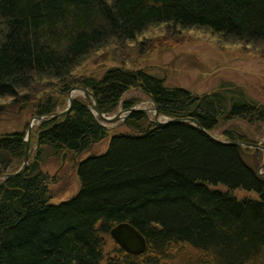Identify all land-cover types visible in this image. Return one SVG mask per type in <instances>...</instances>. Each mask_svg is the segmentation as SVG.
<instances>
[{
	"label": "trees",
	"instance_id": "obj_1",
	"mask_svg": "<svg viewBox=\"0 0 264 264\" xmlns=\"http://www.w3.org/2000/svg\"><path fill=\"white\" fill-rule=\"evenodd\" d=\"M156 24L264 50V0H0V102L26 106L39 94L33 111L47 117L32 136L36 154L26 169L0 184V264H264V176L242 147L190 122L156 124L132 111L124 122L130 133L76 162L79 192L50 202L45 157L75 159L108 135L83 97L53 116L75 84L103 115L131 108L137 100L125 95L139 90L168 120L190 117L210 133L234 119L264 129V103L233 84L197 96L141 68L79 73L98 52L136 43ZM24 138V131L0 135V182L22 165ZM239 190L253 196L238 197ZM121 222L144 235L142 253L111 238Z\"/></svg>",
	"mask_w": 264,
	"mask_h": 264
},
{
	"label": "rangeland",
	"instance_id": "obj_2",
	"mask_svg": "<svg viewBox=\"0 0 264 264\" xmlns=\"http://www.w3.org/2000/svg\"><path fill=\"white\" fill-rule=\"evenodd\" d=\"M122 54H125L123 58L127 62L119 61L122 60ZM120 65L128 69H144L152 76L163 78L167 87L185 88L197 96L220 90L225 84H233L240 87L248 99L264 103V50L242 44H223L219 38L205 31L172 29L165 24H156L147 29L136 43L127 44L123 48L116 47L111 54L98 52L90 62L86 63V66L80 69L79 73L100 77L109 67ZM75 86L80 85L75 84ZM36 96L34 95L32 97L34 100L26 106L20 103L14 104L11 99L1 100L0 104H3V108L0 109V135L14 131L26 133L30 120L37 116L32 104L42 99ZM72 96L85 99L79 90L74 91ZM125 97H134L137 101L132 107L144 109L149 116L147 119L149 121L153 119L154 111L151 109L153 105L150 97L139 90H131ZM62 98L63 101L55 113L64 111L68 106V93ZM121 110L124 108L120 105L113 113L105 116L111 117ZM129 114L130 112L123 113L122 118L114 123L99 120L100 124L107 128V137L92 145L89 150L76 156L75 159H72L71 153L67 152L59 156L45 157L43 170L52 178L49 184L52 204L69 200L79 192L77 161L89 155L104 153L111 136L118 133H130L131 130L124 123ZM41 118L44 120L32 121L30 143H34L32 136L36 128L47 119V117ZM158 119L164 121L167 118L159 115ZM223 130L246 134L248 138L244 140L246 142L260 144L264 142V129L261 126H250L234 119L230 122H220L212 134L219 139H224L225 137L221 134ZM242 148L246 163L258 171L264 162V150L253 147ZM35 150V144L31 145L30 158L36 154ZM49 152L50 150L46 149L45 153ZM63 155H65L64 158ZM259 171L258 173L264 176V167ZM236 195L238 197L253 196V193L239 190Z\"/></svg>",
	"mask_w": 264,
	"mask_h": 264
},
{
	"label": "water",
	"instance_id": "obj_3",
	"mask_svg": "<svg viewBox=\"0 0 264 264\" xmlns=\"http://www.w3.org/2000/svg\"><path fill=\"white\" fill-rule=\"evenodd\" d=\"M77 90L81 91L83 93L85 99L88 100V102L90 103L91 110L106 123H114V122H116L122 118L123 113H125V112L131 113L132 111H139V112L143 113L146 118L149 117L146 114L144 109L134 108V107L121 110L117 114H115L111 117L105 116V115L101 114L100 111L98 110V108H97L96 104L94 103V101L92 100V97L90 96L88 90H86L82 86H75V85L68 92V106H67V108L62 112L55 113L54 116L63 115V114H66L69 112L71 105H72V101L74 99L72 96V93L74 91H77ZM150 102L153 105V107L151 109L154 111L153 119L151 121H153L156 124H162V123H167V122H190L193 125H195L197 128H199L201 131H203L207 136L218 141L219 143H222L225 145H230V146H235V147H253L255 149L264 150V145H262L260 143H252V142H246V141H240V140H225V141L220 140L217 137H215L213 134H211L210 132L204 130L195 119L190 118V117H188V118H174V119H169V120L166 119L164 121H161L158 119V116H159L158 108L156 107L154 101L151 98H150ZM34 119L44 120L43 118H41V116H35V117H33V119L30 120V123H29V125L27 127V131H26V137L24 139V141H25V152H24V156H23L22 165L20 166V168L17 171L6 174L4 176V178L2 179V181L0 182V184H3L7 179H9L11 177L19 175L20 173H22L26 169V167L28 165L30 146H31V143H30V135L31 134L30 133L32 130V121ZM64 156L65 155H63V158H64ZM263 167H264V162L259 167V170L262 169ZM259 170H258V172H260ZM109 235L116 242V244L118 246H120L125 252H127L129 254H133V255L140 254L147 247V242H146L144 235L138 229H136L134 226H132L131 224H129L127 222H121V223H118L117 225H114L110 229Z\"/></svg>",
	"mask_w": 264,
	"mask_h": 264
}]
</instances>
